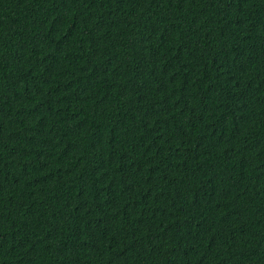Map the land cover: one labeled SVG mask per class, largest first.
<instances>
[{"label": "trees", "instance_id": "16d2710c", "mask_svg": "<svg viewBox=\"0 0 264 264\" xmlns=\"http://www.w3.org/2000/svg\"><path fill=\"white\" fill-rule=\"evenodd\" d=\"M0 264H264V0H0Z\"/></svg>", "mask_w": 264, "mask_h": 264}]
</instances>
